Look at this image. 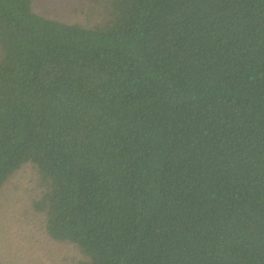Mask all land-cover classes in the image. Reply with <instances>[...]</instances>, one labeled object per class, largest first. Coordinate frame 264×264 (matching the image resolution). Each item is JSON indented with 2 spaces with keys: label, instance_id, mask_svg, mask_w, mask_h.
Wrapping results in <instances>:
<instances>
[{
  "label": "trees",
  "instance_id": "16d2710c",
  "mask_svg": "<svg viewBox=\"0 0 264 264\" xmlns=\"http://www.w3.org/2000/svg\"><path fill=\"white\" fill-rule=\"evenodd\" d=\"M92 1L0 0V189L76 264H264V0Z\"/></svg>",
  "mask_w": 264,
  "mask_h": 264
},
{
  "label": "rangeland",
  "instance_id": "374dc122",
  "mask_svg": "<svg viewBox=\"0 0 264 264\" xmlns=\"http://www.w3.org/2000/svg\"><path fill=\"white\" fill-rule=\"evenodd\" d=\"M34 9L48 18L92 25L99 21L92 0H33ZM44 187L36 168L27 163L0 189V262L2 264H76L84 259L69 242L52 240L45 217L34 203Z\"/></svg>",
  "mask_w": 264,
  "mask_h": 264
}]
</instances>
